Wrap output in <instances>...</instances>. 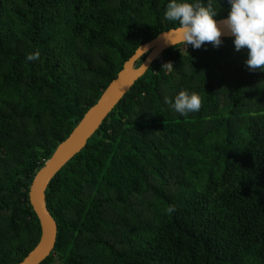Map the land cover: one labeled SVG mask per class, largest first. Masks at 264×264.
<instances>
[{
  "label": "trees",
  "instance_id": "1",
  "mask_svg": "<svg viewBox=\"0 0 264 264\" xmlns=\"http://www.w3.org/2000/svg\"><path fill=\"white\" fill-rule=\"evenodd\" d=\"M168 2L0 0V264L39 242L38 171L136 50L179 28ZM188 2L227 17V0ZM232 39L163 52L51 180L41 264H264V72ZM180 91L200 111L175 112Z\"/></svg>",
  "mask_w": 264,
  "mask_h": 264
},
{
  "label": "water",
  "instance_id": "2",
  "mask_svg": "<svg viewBox=\"0 0 264 264\" xmlns=\"http://www.w3.org/2000/svg\"><path fill=\"white\" fill-rule=\"evenodd\" d=\"M177 29L161 33L136 50L124 63L117 77L108 85L99 100L86 112L69 137L58 145L50 159L35 175L28 198L29 205L39 221L41 235L35 248L19 264H41L51 255L57 239V224L45 206V193L51 180L86 147L88 140L100 128L109 113L135 82L147 72L151 64L166 50L183 44ZM226 38L232 37L224 32L221 39ZM143 57H145L143 63L135 68V64Z\"/></svg>",
  "mask_w": 264,
  "mask_h": 264
},
{
  "label": "clouds",
  "instance_id": "3",
  "mask_svg": "<svg viewBox=\"0 0 264 264\" xmlns=\"http://www.w3.org/2000/svg\"><path fill=\"white\" fill-rule=\"evenodd\" d=\"M227 4L226 19L217 21L218 12L210 5L169 0L165 18L178 22L177 33L181 41L194 49L201 48L206 42L219 48L221 37L227 32L233 38L235 51L247 49L246 67L264 72V0H227ZM38 58V51L26 57L29 61ZM166 102L181 115L200 111L202 103L197 93L187 91H180Z\"/></svg>",
  "mask_w": 264,
  "mask_h": 264
}]
</instances>
